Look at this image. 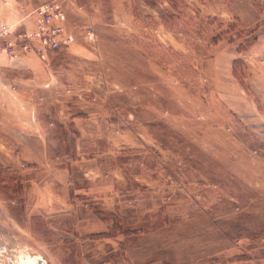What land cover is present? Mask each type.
Masks as SVG:
<instances>
[{
  "label": "rangeland",
  "instance_id": "obj_1",
  "mask_svg": "<svg viewBox=\"0 0 264 264\" xmlns=\"http://www.w3.org/2000/svg\"><path fill=\"white\" fill-rule=\"evenodd\" d=\"M60 1L76 20L67 23L71 44L41 59L3 51L0 39L13 60L0 65V103L20 144L11 146L15 159L14 149L0 150V264H19L25 253L47 264H226L264 256L258 26H244L236 0ZM252 1L257 24L264 23V0ZM25 2L0 4L23 9ZM72 165L79 176L111 173L94 182L109 184L100 194L112 198L113 212L86 183L78 191L68 185L71 197L108 223L103 232L81 235L70 206L26 209L28 179L52 178L60 196L61 169ZM133 223L142 230L125 228Z\"/></svg>",
  "mask_w": 264,
  "mask_h": 264
},
{
  "label": "crops",
  "instance_id": "obj_2",
  "mask_svg": "<svg viewBox=\"0 0 264 264\" xmlns=\"http://www.w3.org/2000/svg\"><path fill=\"white\" fill-rule=\"evenodd\" d=\"M49 0H27V4H24L25 7L23 9H21L20 7H15V6H8V5H3L0 4V19L5 21V22H9L11 24H18L19 28L21 29H30L33 28V22L31 17L28 16V13L32 11L33 8H35L37 5L41 4V3H45ZM236 5L237 8L236 10V15L240 17L241 21L244 23L245 27H252V26H258L257 30H256V34L259 36V38L261 39L262 37H264V23H258L257 22L259 20H257V18L259 16H261V13H259L256 8L255 5L253 3L252 0H236ZM235 16V15H233ZM69 24L72 25V23H75V19L71 18L69 16L68 18ZM252 49V48H250ZM247 50V54L250 55L251 57H254L253 53H251V50ZM1 62L4 64H1ZM0 65H13V60L10 56L3 54L0 51ZM254 76V75H253ZM7 111H9V109L7 110V107H4L1 103H0V150H9L10 149H14L15 154L13 155V158L18 155L16 154V147L12 148L11 146L15 145V143H18L15 136L19 133L16 132L17 127L14 126L13 123H11V120L9 119L10 115H7ZM7 115V116H6ZM4 136V137H3ZM19 144V143H18ZM20 145V144H19ZM15 159V158H14ZM9 162H13L11 160V158H8ZM15 163V162H13ZM87 165V162L84 163V166ZM88 166L92 167L95 166L96 168H98V163H96L94 160H90L88 161ZM84 170H86V168H82ZM117 169L116 166H114L113 171H115ZM75 167L74 165H72L71 171H69L66 168L61 169V172H65V175H60L59 179V183H60V187L62 190V195L58 196L56 193H52V187L53 185H56L55 181L52 180V178H50L49 180L43 182L41 184V182L36 181V179H28L27 183L30 182L31 180V186L30 183L27 184L25 186V193H26V209L29 212L30 210H35L38 209L39 211H46L47 210V206H70L73 208V210L76 213V230L82 235L84 234H90V233H96V232H103L106 228H107V224L108 223H103L102 221L97 219V216L94 214L93 211H91L87 205L85 203H82L81 201H77L78 199L76 197H71V190L69 191V186L68 185H72L77 191L81 189V187H86L88 189V194H92L93 197L95 198H99L98 201L96 203H98V205H105L104 201L107 202V204L109 206L102 208V209H106L107 211H114V204H110L112 198L110 197H105L102 198L104 196V194H100V192L104 189V188H108L109 184H107V187L105 186L106 183L105 181H101L98 179V182H94L96 180V177L100 176L103 177L106 176V178L109 179V177L111 176V173L109 172V175H98V176H91V175H84L81 174L80 176L76 174ZM67 172H72V174L68 175ZM98 172V170H97ZM103 174V172H101ZM115 174V173H114ZM68 175V176H67ZM70 177V178H69ZM69 180V183H68ZM117 180V179H116ZM35 181L36 184H41L40 188H39V195H33L35 194ZM107 182H110L107 181ZM81 183H86V185L81 186ZM33 190L32 192H30V189ZM102 189V190H101ZM55 190V189H54ZM33 193V194H32ZM97 196H101V197H97ZM3 210H5V208L3 206L0 205V213H4ZM52 213V212H51ZM136 226H132V224H130L129 227H127L125 225L126 229H130L133 230L135 228L138 227V229L142 230V225L141 224H137V223H133ZM121 240V239H119ZM104 244V243H103ZM223 260L222 261H215L212 262L210 264H223ZM225 264V262H224ZM226 264H264V256H260L258 258H242V259H235V260H231V261H227Z\"/></svg>",
  "mask_w": 264,
  "mask_h": 264
},
{
  "label": "built area",
  "instance_id": "obj_3",
  "mask_svg": "<svg viewBox=\"0 0 264 264\" xmlns=\"http://www.w3.org/2000/svg\"><path fill=\"white\" fill-rule=\"evenodd\" d=\"M10 3L14 0H0ZM33 22V28L21 29L18 24L0 20V39L2 50L18 53H30L41 59H47L50 53L66 47L75 41V34L67 29L68 9L60 0H51L39 4L32 14H28ZM86 34L94 37L91 26Z\"/></svg>",
  "mask_w": 264,
  "mask_h": 264
},
{
  "label": "bare ground",
  "instance_id": "obj_4",
  "mask_svg": "<svg viewBox=\"0 0 264 264\" xmlns=\"http://www.w3.org/2000/svg\"><path fill=\"white\" fill-rule=\"evenodd\" d=\"M40 260H45L40 254L33 256L29 253H25V255L22 256V259L20 257L19 264H39Z\"/></svg>",
  "mask_w": 264,
  "mask_h": 264
},
{
  "label": "trees",
  "instance_id": "obj_5",
  "mask_svg": "<svg viewBox=\"0 0 264 264\" xmlns=\"http://www.w3.org/2000/svg\"><path fill=\"white\" fill-rule=\"evenodd\" d=\"M147 3H150L148 0L146 1ZM233 27V28H235L236 29V27H237V25L236 24H230V27ZM241 32H238L237 33V36H239V37H241V36H243L242 34H240ZM221 37H223V34L221 33V34H218V35H216V36H214V38H213V41L214 42H216V41H218ZM252 39H256L255 37H252ZM229 40L230 41H233L234 40V37L232 36V37H229ZM243 49H245L243 46H239L238 47V50L239 51H241V50H243ZM235 61H238V60H235ZM236 70V69H235ZM120 159V158H119ZM125 161H121V163H124ZM21 183V182H20ZM21 185V187H22V183L20 184ZM94 210H95V208H94ZM95 212L97 213V214H99L100 212H98L97 210H95ZM121 227V226H120Z\"/></svg>",
  "mask_w": 264,
  "mask_h": 264
},
{
  "label": "water",
  "instance_id": "obj_6",
  "mask_svg": "<svg viewBox=\"0 0 264 264\" xmlns=\"http://www.w3.org/2000/svg\"><path fill=\"white\" fill-rule=\"evenodd\" d=\"M39 264H46V261L45 260H40V263Z\"/></svg>",
  "mask_w": 264,
  "mask_h": 264
}]
</instances>
